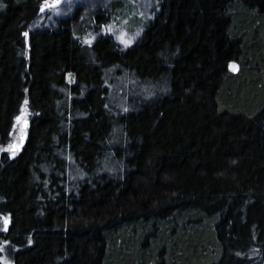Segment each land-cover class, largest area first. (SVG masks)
<instances>
[{
    "label": "trees",
    "instance_id": "1",
    "mask_svg": "<svg viewBox=\"0 0 264 264\" xmlns=\"http://www.w3.org/2000/svg\"><path fill=\"white\" fill-rule=\"evenodd\" d=\"M43 4L0 0V264H264V0Z\"/></svg>",
    "mask_w": 264,
    "mask_h": 264
},
{
    "label": "rangeland",
    "instance_id": "2",
    "mask_svg": "<svg viewBox=\"0 0 264 264\" xmlns=\"http://www.w3.org/2000/svg\"><path fill=\"white\" fill-rule=\"evenodd\" d=\"M105 1L106 0H60V5L57 9H47L46 8L45 11L42 12L43 13L42 17H45V14L49 13L50 16L48 17L49 20H48L47 24H51L54 22L55 17L59 18L61 16H66V15L68 16V14L72 11L73 6L76 8L77 5L82 4V5L88 6V8L90 9L91 7H93L95 5L99 6V5L105 4ZM128 1L132 2L137 7H139L141 11L145 10V9L147 10V8H149L150 6H152L155 3V0H128ZM49 2H52V0H49ZM106 31L110 32L114 36L116 42L121 47H125V48L128 45L136 42V40L139 36V33H140V29H137L135 32H133L134 34H132L123 25L121 26L120 29H118L115 25H110V26L106 27ZM100 33H101V31L100 32L96 31V32L92 33L91 38L98 37ZM122 37L124 40L130 41L127 44V46L125 45V43H123L121 41ZM231 65H233V64H231ZM231 65H230V69H232ZM234 65H236V64H234ZM237 69H238V67L236 65V69L234 71H236ZM26 107L24 106L22 108V111H21L20 115L18 116L19 119L17 118L15 121L10 144L4 148V149H7V148H9V146H14L16 154H18L21 151V149L23 148L25 141H26V137H27L28 126H29V114H28V109ZM5 152H7L9 155L13 156L12 152H10V151H5ZM2 264H11V263L7 260L6 257H3L2 258Z\"/></svg>",
    "mask_w": 264,
    "mask_h": 264
},
{
    "label": "snow or ice",
    "instance_id": "3",
    "mask_svg": "<svg viewBox=\"0 0 264 264\" xmlns=\"http://www.w3.org/2000/svg\"><path fill=\"white\" fill-rule=\"evenodd\" d=\"M59 5H60V0H52V2H49V0H44V4L41 6L40 11H41V12H44L46 8H47V9H57V8L59 7ZM25 35H27V33H25ZM121 41H122L123 43H125L126 46H127V44L130 42V41H128V40H124L123 37L121 38ZM91 42H92L91 40H86V41H85V43H87V44H91ZM231 67H232L233 70L236 69V65H234V64L231 65ZM26 103H27V101H25V104H26ZM18 119H19V118H18ZM4 151H10V152H12V155H13V156H15V154H16L14 146H9V148L4 149ZM7 224H8V220L5 219V220H4L5 230H6V228H7Z\"/></svg>",
    "mask_w": 264,
    "mask_h": 264
}]
</instances>
